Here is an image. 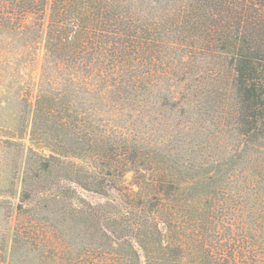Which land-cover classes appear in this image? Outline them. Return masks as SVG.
Returning a JSON list of instances; mask_svg holds the SVG:
<instances>
[{"label":"trees","instance_id":"16d2710c","mask_svg":"<svg viewBox=\"0 0 264 264\" xmlns=\"http://www.w3.org/2000/svg\"><path fill=\"white\" fill-rule=\"evenodd\" d=\"M3 39L45 51L16 210L74 264H264V0H0Z\"/></svg>","mask_w":264,"mask_h":264},{"label":"rangeland","instance_id":"374dc122","mask_svg":"<svg viewBox=\"0 0 264 264\" xmlns=\"http://www.w3.org/2000/svg\"><path fill=\"white\" fill-rule=\"evenodd\" d=\"M15 45L3 39L0 42V264H74L69 259L68 248L47 221L27 213L18 214L16 205L21 195V172L24 155L30 145V130L36 100L40 94L41 67L44 60L43 45L37 51L13 49ZM61 90L70 92L67 88ZM59 89V90H60ZM54 92V91H52ZM74 105L81 112H89L98 119V102L83 91L74 94ZM118 108V107H117ZM104 121L131 120L129 111L119 112L109 108ZM154 125H173L164 117H154L146 111V120ZM136 119V118H135ZM102 124V123H101ZM154 127H151V129ZM143 137L150 142L164 139L158 132L145 129ZM151 134V136H150ZM209 154H211L209 152ZM131 175L127 184H131ZM25 227L24 239L13 243L12 230ZM66 246V248H65ZM126 253L104 255L92 253L78 262L83 264H131Z\"/></svg>","mask_w":264,"mask_h":264}]
</instances>
